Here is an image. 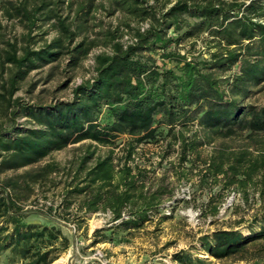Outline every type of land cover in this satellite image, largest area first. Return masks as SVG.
Returning <instances> with one entry per match:
<instances>
[{"label":"trees","instance_id":"1","mask_svg":"<svg viewBox=\"0 0 264 264\" xmlns=\"http://www.w3.org/2000/svg\"><path fill=\"white\" fill-rule=\"evenodd\" d=\"M63 4L71 7L72 1L3 0L0 8L26 30L9 37L0 21V111L30 122H15L10 129L0 124V251H8L11 262L51 264L60 251L57 239L66 245L60 229L25 220L31 211L24 204L35 202L36 186L54 180L59 164L25 168L71 144H81L82 151L61 170L65 179L56 212L76 219L80 213L109 212L112 224L95 229L94 237L105 238V230L142 228L172 194L163 183L166 177L152 186L129 164L137 147L154 140L160 127L166 148L177 146L181 167L215 137L244 136L238 149L223 142L215 146L205 170L244 202L252 193L264 201V147L250 149L264 136V105L243 102L253 86L264 83V0H81L72 17L59 14ZM98 8L120 17L99 31L100 38L90 39L88 16ZM52 20L57 35L35 46L32 31L39 21ZM198 41L207 58L181 52ZM99 43L109 51L94 54L93 75L75 84L69 99L37 105L15 97L31 72L62 57L75 69ZM103 109L107 121L101 120ZM120 135L127 138L118 166L113 153ZM98 146L107 148L103 155ZM206 206L217 214L216 204ZM241 223L248 234L235 227L215 229L198 237L201 249L220 260L264 253V210L241 217ZM173 259L189 261L182 252Z\"/></svg>","mask_w":264,"mask_h":264},{"label":"rangeland","instance_id":"2","mask_svg":"<svg viewBox=\"0 0 264 264\" xmlns=\"http://www.w3.org/2000/svg\"><path fill=\"white\" fill-rule=\"evenodd\" d=\"M71 7L67 4L60 5L59 14L70 17L76 14L78 3L81 0H71ZM3 0H0V8ZM98 3V2H96ZM106 4V1L103 2ZM120 17L119 13L107 16L102 8L94 9L88 16L87 34L90 39L100 38L99 31L106 27H113ZM0 21L5 26L7 36L20 37L25 33L23 23L18 19L7 20L0 10ZM54 20L39 21L32 31V42L35 46L49 41L57 35ZM125 35L122 40H127ZM181 52L193 53L199 58H207L208 54L202 50L198 41L194 47H180ZM202 50V53H199ZM101 51H109V47L103 44L95 45L88 56L75 69L65 66L66 58L62 57L56 62L43 66L31 72L19 83V89L15 97L21 98L30 104L44 105L57 100L69 99L72 87L84 79L90 78L93 73V56ZM252 93L244 99L245 104L264 105V83L253 86ZM0 111V124L3 128L10 129L15 122L29 124V120L23 116H17L11 120ZM108 112L103 109L101 120L107 121ZM165 129L160 127L156 138L150 142L140 144L136 149L133 160L129 164L142 170L141 179L152 186L161 182V177L171 195H166L153 216L151 222L146 223L140 229L132 230H105L102 234L93 236V231L101 227H108L109 212L80 213V218L72 216L63 218L56 212L59 203V191L63 187L65 172H61L71 161H76L81 154L79 143L71 144L64 149L54 151L45 159L25 169H33L45 161H55L61 169L58 174H53L52 181L36 186L35 202L27 201L24 206L29 209L25 220L28 223L54 226L60 229L67 238V243L60 244V238L56 245L59 248L57 258L51 264H179L173 259L175 252L188 255L187 264H264V253L258 254V250L247 254L245 259L226 258L216 259L201 249L198 237L215 229L235 227L248 234L246 223L237 224V221L250 219L257 211L264 210V201H261L257 193L249 194L247 203L240 194L233 190H224L220 183L214 182L206 172V160L213 148L220 142L238 149L246 143L244 136L232 138L215 137L213 142L203 145L198 154L186 159L183 166L179 165L177 146L166 148ZM127 138L120 135L117 138L119 146L114 148V161L116 165L122 163L124 154L122 143ZM251 143L253 146L264 147V136ZM263 139V141H262ZM107 148L98 146L97 154L103 155ZM90 161L88 165L92 164ZM137 165V166H136ZM46 193V199H44ZM32 200V198L30 199ZM216 204V215L209 213L208 202ZM72 206V213L75 212ZM80 225V228H78ZM99 242L93 243V241ZM0 264H17L10 260L8 251H0Z\"/></svg>","mask_w":264,"mask_h":264}]
</instances>
